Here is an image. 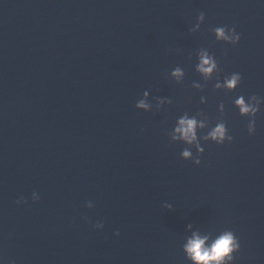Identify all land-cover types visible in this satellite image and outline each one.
<instances>
[{"label":"water","instance_id":"water-1","mask_svg":"<svg viewBox=\"0 0 264 264\" xmlns=\"http://www.w3.org/2000/svg\"><path fill=\"white\" fill-rule=\"evenodd\" d=\"M253 95L264 0H0V264H195L188 241L224 231L232 264H264V103L251 135L235 106ZM185 114L208 122L199 166L169 135ZM221 121L232 142L205 141Z\"/></svg>","mask_w":264,"mask_h":264},{"label":"clouds","instance_id":"clouds-1","mask_svg":"<svg viewBox=\"0 0 264 264\" xmlns=\"http://www.w3.org/2000/svg\"><path fill=\"white\" fill-rule=\"evenodd\" d=\"M199 21H205V15L201 13L199 15ZM196 28H200V24H196ZM195 31V29H192ZM215 37L218 42H224L231 45H236L240 42V36L236 33L235 28L228 29L225 27H217L214 30ZM196 71L203 74L206 81H210L213 76L219 71L217 62L213 56L209 54L207 50H203L199 57V64L196 66ZM181 68L177 67L172 71L171 75L175 77H181L183 75ZM242 77L238 73L232 74L230 77H226L223 83L217 81L215 84L216 89H224L227 92H234L240 85ZM193 87L201 88L202 85L194 84ZM147 92L144 96H147ZM205 99L201 98V103H204ZM250 101H255V104H245L243 96L235 100V106H238L240 115L243 117H250V123L248 125L249 134H254L256 131V120L258 112L260 111V105L264 103L257 96L253 95ZM165 101H161L164 103ZM171 104V100L166 101ZM138 109H148L149 105L142 99L136 104ZM220 112H224V105H220ZM203 116V113L199 114ZM208 128V122L206 119H198L197 117H189L185 114L178 119L177 126L174 131L170 133V138L173 142H186L189 147H186L182 151V158L185 161H192L196 166L201 164L200 157L204 154V148L201 147L200 138H198L197 131H204ZM205 141H211L218 145H223L226 141L232 142L233 137L228 135L226 124L221 121L216 124L214 128L207 132L203 136ZM195 148L199 154L194 157L191 148ZM33 202L39 201V196L33 193ZM18 204L26 203L23 197L17 201ZM91 207V205H89ZM171 207V205H167ZM119 235V233H117ZM209 237L205 236L201 238L199 235H194V238L190 239L184 246V251L187 253L188 258L195 261V264H232L234 259V253L240 249V244L235 235L231 231H224L217 238H215L209 246H205Z\"/></svg>","mask_w":264,"mask_h":264}]
</instances>
